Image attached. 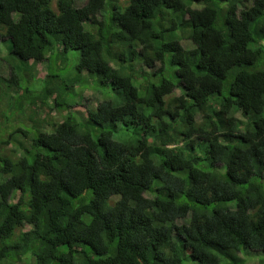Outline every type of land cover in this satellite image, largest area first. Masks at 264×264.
<instances>
[{
    "label": "trees",
    "instance_id": "1",
    "mask_svg": "<svg viewBox=\"0 0 264 264\" xmlns=\"http://www.w3.org/2000/svg\"><path fill=\"white\" fill-rule=\"evenodd\" d=\"M77 1L0 0V264H264V0Z\"/></svg>",
    "mask_w": 264,
    "mask_h": 264
},
{
    "label": "rangeland",
    "instance_id": "2",
    "mask_svg": "<svg viewBox=\"0 0 264 264\" xmlns=\"http://www.w3.org/2000/svg\"><path fill=\"white\" fill-rule=\"evenodd\" d=\"M84 1L85 0H78L77 4L81 5ZM120 1L126 3L127 0H120ZM183 44L185 46H192L193 45L192 41L189 39H184ZM6 46H9V45L5 41H2L1 42V57H0V75H5V76H7L9 74V70H10L9 69L10 68V62L6 59V55L8 54V48ZM65 56H66V59L63 63V66H61L59 68L58 74H59V77L69 78L70 75L75 74V72H76L75 63L79 59V53L77 51H74V50H69L68 52L65 53ZM44 65L45 64L42 62V63H39V65L37 66V70L39 72V75L45 74V72L43 71ZM59 80L61 81V79H59ZM65 83H66V85H69V87L71 86L70 84H68V81H65ZM85 84H86V86H83V87H82V85H77L74 88H71L70 90H73V91L67 95L68 98H70V99H76L77 98L79 101V99H80L79 96H76L73 93H74V91H76L77 93H80L79 95H81L83 93L82 94L83 98H81L79 105L74 107V110H78V111L83 112L84 114H87L86 113L87 107L94 106L100 100H103V99L115 100L117 98V95L110 89V87L109 88L103 87L100 84V82H98L97 80L90 78ZM68 101H70V100H68ZM50 117H54L55 120L57 119L58 121L63 120V116H61L55 110L51 111ZM12 146H13L12 144H9L7 147H12ZM179 223H183V222H179ZM244 256H245V258H247L248 264H256L259 262V260H260L259 257H261V254L258 252H254V250H249V251L244 253Z\"/></svg>",
    "mask_w": 264,
    "mask_h": 264
}]
</instances>
